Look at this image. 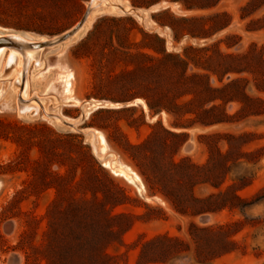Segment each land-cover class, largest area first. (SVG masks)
Returning a JSON list of instances; mask_svg holds the SVG:
<instances>
[{
    "label": "rangeland",
    "instance_id": "374dc122",
    "mask_svg": "<svg viewBox=\"0 0 264 264\" xmlns=\"http://www.w3.org/2000/svg\"><path fill=\"white\" fill-rule=\"evenodd\" d=\"M88 1L0 0V31L62 34ZM125 1L178 3L183 14L154 12L149 28L169 27L176 50L184 37L197 44L224 33L203 46L185 38L171 52L165 35L136 18L101 13L77 42L42 57L29 86L55 96L68 118L91 99L146 100L148 117L142 105L99 109L81 125L99 130L101 152L118 154L119 172L102 166L82 135L18 117L13 78L0 80V264L12 255L47 264L53 226H66L91 189L125 195L115 212L135 216L108 248L118 264H264V0ZM191 129L195 146L184 153ZM134 181L165 205L142 199ZM236 197L259 201L239 207Z\"/></svg>",
    "mask_w": 264,
    "mask_h": 264
},
{
    "label": "water",
    "instance_id": "95a60500",
    "mask_svg": "<svg viewBox=\"0 0 264 264\" xmlns=\"http://www.w3.org/2000/svg\"><path fill=\"white\" fill-rule=\"evenodd\" d=\"M167 8L176 13H184L180 10L179 4L173 2L161 3L149 8H138L130 6L125 0H89L86 3V10L80 20L72 28L62 34L50 38H38L29 33L0 31V80L13 78L9 91L15 102L18 117L28 121L43 118L58 131L82 135L84 142L90 145L91 152L96 160L104 167L109 163V169L111 171L119 172L121 168L118 164L120 160L118 154L113 151L106 154L101 152L99 130L81 128V125L88 114L99 109H119L142 105L145 116L148 117L149 108L146 100L137 97L127 102L98 101L95 99L83 101L78 104L80 116L76 119H71L59 112L60 109L58 108H61L63 104L57 102L55 96L38 92V90L34 88L33 83L30 87L29 77L33 78V76L39 72L40 68L44 67L42 57L47 59L50 55L56 54L66 49L68 45L77 42L85 34L97 14L107 13L113 16H131L140 22L144 30L150 31L149 28L152 26V22L150 21L151 14ZM234 28L235 24L230 27V29ZM150 32L165 35L167 44L170 45L168 48L171 52L181 50L182 41L185 38H188L191 44L195 46H203L224 33L220 32L216 36L208 40H202L197 44H195L193 38L184 37L179 42V50H176L173 47L171 29L169 27L156 26ZM45 51L47 52L44 53ZM5 57L6 61L2 69ZM19 64L21 65L20 69H18ZM31 88L33 89L32 94H30ZM50 107L56 108V110L51 111ZM161 115L164 119L165 114L162 113ZM154 120L155 117L150 121L153 122ZM188 132L190 133V139L183 146L182 150L184 153L192 152L195 146L193 135L197 130L191 129ZM122 171L133 178V175L128 173L126 169ZM133 184L132 186L135 187L138 195L145 201L159 203L163 206L165 205L160 197L148 196L146 194V189L142 190L137 181H134ZM8 264H19V257L17 255H12Z\"/></svg>",
    "mask_w": 264,
    "mask_h": 264
},
{
    "label": "trees",
    "instance_id": "16d2710c",
    "mask_svg": "<svg viewBox=\"0 0 264 264\" xmlns=\"http://www.w3.org/2000/svg\"><path fill=\"white\" fill-rule=\"evenodd\" d=\"M88 191L89 200L70 207L66 226L62 219L53 226L54 233L45 254L47 264H118L108 248L119 243L122 235L134 225L135 216L115 212L128 198L124 195L121 199L115 193L100 196L101 192L96 189ZM236 199L239 207H248L259 201L244 204L240 198ZM59 214L64 216L66 213ZM141 259L145 260L144 263L152 261L145 251H142Z\"/></svg>",
    "mask_w": 264,
    "mask_h": 264
},
{
    "label": "bare ground",
    "instance_id": "6f19581e",
    "mask_svg": "<svg viewBox=\"0 0 264 264\" xmlns=\"http://www.w3.org/2000/svg\"><path fill=\"white\" fill-rule=\"evenodd\" d=\"M18 69H20V64H19V67H18Z\"/></svg>",
    "mask_w": 264,
    "mask_h": 264
}]
</instances>
